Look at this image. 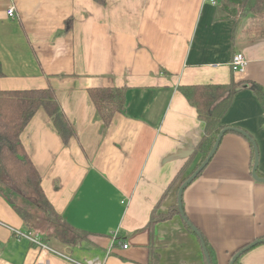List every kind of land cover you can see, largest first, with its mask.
<instances>
[{
  "label": "crops",
  "instance_id": "1",
  "mask_svg": "<svg viewBox=\"0 0 264 264\" xmlns=\"http://www.w3.org/2000/svg\"><path fill=\"white\" fill-rule=\"evenodd\" d=\"M217 2L0 0V87L56 94L73 138L65 146L40 109L22 142L49 203L86 237L72 247L44 242V229L27 233L0 198V264H207L198 237L172 212L202 165L205 136L178 88L246 84L220 127L252 138L264 179V109L250 87L264 88V20H217ZM237 53L249 62L244 75L230 69ZM114 88L126 91L125 111L106 126L91 92ZM212 158L183 193L184 215L216 264H230L264 239V184L252 175L251 142L234 130ZM240 262L264 264V244Z\"/></svg>",
  "mask_w": 264,
  "mask_h": 264
},
{
  "label": "trees",
  "instance_id": "2",
  "mask_svg": "<svg viewBox=\"0 0 264 264\" xmlns=\"http://www.w3.org/2000/svg\"><path fill=\"white\" fill-rule=\"evenodd\" d=\"M217 8V20L239 21L251 14L264 20V0H218ZM3 77L0 62V80ZM244 85L246 84L243 81H233L218 87L210 85L178 88L197 110L199 119L205 123V136L198 148L202 155L201 164L209 156L219 134L224 130L220 127V123L231 107L235 94L242 90ZM250 87L264 109V88L257 84H252ZM125 94L124 89L116 88L91 92L97 109V118L106 126L111 124L116 114L121 115L125 111ZM40 109L47 112L66 146L73 138L74 131L64 116L54 91L51 89L3 90L0 87V198L6 200L20 215L27 233L44 229V242L55 246L72 247L86 237L83 236V232H78L69 226L49 203L42 188L41 175L33 165L22 142L23 133ZM178 211L177 207L172 212L179 213ZM171 216L172 214L169 218ZM190 231L194 234L192 230ZM206 246L211 263L216 264L213 252L207 243ZM242 257L238 258L235 264H241Z\"/></svg>",
  "mask_w": 264,
  "mask_h": 264
},
{
  "label": "water",
  "instance_id": "3",
  "mask_svg": "<svg viewBox=\"0 0 264 264\" xmlns=\"http://www.w3.org/2000/svg\"><path fill=\"white\" fill-rule=\"evenodd\" d=\"M236 133H239L240 135L244 136L245 138H247V140H249L251 142V145L253 146L254 149V166H253V171H252V175L253 178L258 181V182H262L264 184V179H260L258 176V166H259V151L257 148L256 143L252 140V138L244 131L239 130V129H234V128H228L223 130L217 139V142L214 143V147L212 149V151L210 152L209 156L206 157V160L202 163V165L196 170V172L182 185L180 186V190H179V194H178V210L179 213L183 219V221L185 222V224L194 232V234L198 237L200 243H201V247L203 249L204 255L206 257V261L207 264H212L211 263V257L209 255L206 243L202 237V234L199 232V230L187 219L184 209H183V193L184 191L187 189V186L191 185L194 180L205 170V168L208 166V164L210 163V161L213 159L212 157L215 156L219 145L224 137V135L229 132V131H233ZM260 244H264V239L263 240H259L257 242H254L252 244H250L249 246L243 248L242 250H240L238 253H236V255L232 258V261L230 264H235V262L238 260V258L242 257L243 254L247 253L248 251H250L251 249H253L254 247H256L257 245Z\"/></svg>",
  "mask_w": 264,
  "mask_h": 264
},
{
  "label": "built area",
  "instance_id": "4",
  "mask_svg": "<svg viewBox=\"0 0 264 264\" xmlns=\"http://www.w3.org/2000/svg\"><path fill=\"white\" fill-rule=\"evenodd\" d=\"M8 16L11 19H16V13L14 8H11V10H9L8 12ZM248 60L244 57V55L242 53H237L235 54V56L232 58V61L230 63V69L232 71V73L234 74H238V75H244L245 72L247 71V67H248ZM33 243L38 244L39 246H41V248L43 247L44 250H50L51 252L53 251L52 249H50L48 246H44L42 244V241L39 238H29ZM124 248H127V246L125 245ZM74 264H101L99 262H96L94 260H86L84 262H77L74 260H71Z\"/></svg>",
  "mask_w": 264,
  "mask_h": 264
}]
</instances>
